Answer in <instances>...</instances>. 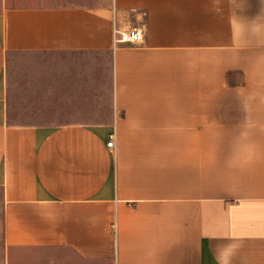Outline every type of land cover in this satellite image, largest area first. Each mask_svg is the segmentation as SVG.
Returning a JSON list of instances; mask_svg holds the SVG:
<instances>
[{"label": "crops", "instance_id": "1", "mask_svg": "<svg viewBox=\"0 0 264 264\" xmlns=\"http://www.w3.org/2000/svg\"><path fill=\"white\" fill-rule=\"evenodd\" d=\"M0 264H264V0H0Z\"/></svg>", "mask_w": 264, "mask_h": 264}, {"label": "rangeland", "instance_id": "2", "mask_svg": "<svg viewBox=\"0 0 264 264\" xmlns=\"http://www.w3.org/2000/svg\"><path fill=\"white\" fill-rule=\"evenodd\" d=\"M10 113H11L10 117L14 122L41 123V122H55L62 119L61 117H59L58 111H49V110L42 111L41 109H26V110L15 109V110H10Z\"/></svg>", "mask_w": 264, "mask_h": 264}, {"label": "built area", "instance_id": "3", "mask_svg": "<svg viewBox=\"0 0 264 264\" xmlns=\"http://www.w3.org/2000/svg\"><path fill=\"white\" fill-rule=\"evenodd\" d=\"M141 40V33L137 28H132L125 32H118L115 42L117 43H129V44H137ZM114 143V134L109 136V141L106 146L108 148H113Z\"/></svg>", "mask_w": 264, "mask_h": 264}]
</instances>
